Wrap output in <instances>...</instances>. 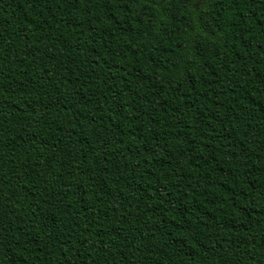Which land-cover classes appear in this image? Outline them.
I'll return each mask as SVG.
<instances>
[{
    "label": "trees",
    "instance_id": "trees-1",
    "mask_svg": "<svg viewBox=\"0 0 264 264\" xmlns=\"http://www.w3.org/2000/svg\"><path fill=\"white\" fill-rule=\"evenodd\" d=\"M0 264H264V0H0Z\"/></svg>",
    "mask_w": 264,
    "mask_h": 264
}]
</instances>
